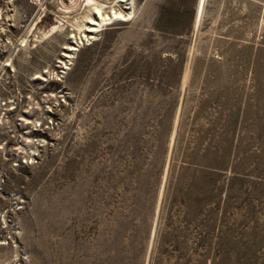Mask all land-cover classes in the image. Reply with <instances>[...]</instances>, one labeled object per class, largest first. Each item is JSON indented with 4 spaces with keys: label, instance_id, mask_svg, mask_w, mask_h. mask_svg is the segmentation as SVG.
<instances>
[{
    "label": "rangeland",
    "instance_id": "374dc122",
    "mask_svg": "<svg viewBox=\"0 0 264 264\" xmlns=\"http://www.w3.org/2000/svg\"><path fill=\"white\" fill-rule=\"evenodd\" d=\"M0 16V264H264V0Z\"/></svg>",
    "mask_w": 264,
    "mask_h": 264
},
{
    "label": "bare ground",
    "instance_id": "6f19581e",
    "mask_svg": "<svg viewBox=\"0 0 264 264\" xmlns=\"http://www.w3.org/2000/svg\"><path fill=\"white\" fill-rule=\"evenodd\" d=\"M95 10H96V14L98 15V19L100 20V22L95 21V20H91L90 25L94 26V27H90L91 29L88 30V32H90V33L96 32V28L100 27L101 24L106 21L105 17H103V15L101 13V10L97 9V8H95Z\"/></svg>",
    "mask_w": 264,
    "mask_h": 264
},
{
    "label": "built area",
    "instance_id": "2783aa9c",
    "mask_svg": "<svg viewBox=\"0 0 264 264\" xmlns=\"http://www.w3.org/2000/svg\"><path fill=\"white\" fill-rule=\"evenodd\" d=\"M3 2V0H0V4ZM0 18H1V16H0Z\"/></svg>",
    "mask_w": 264,
    "mask_h": 264
}]
</instances>
